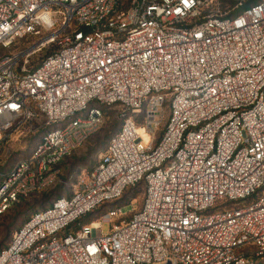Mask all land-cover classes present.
<instances>
[{
  "label": "built area",
  "instance_id": "obj_1",
  "mask_svg": "<svg viewBox=\"0 0 264 264\" xmlns=\"http://www.w3.org/2000/svg\"><path fill=\"white\" fill-rule=\"evenodd\" d=\"M229 1L0 0V148L38 136L2 175L0 217L57 183L105 107L128 112L94 169L26 220L0 264H264V0ZM142 181L131 216L117 206L75 227Z\"/></svg>",
  "mask_w": 264,
  "mask_h": 264
},
{
  "label": "trees",
  "instance_id": "obj_2",
  "mask_svg": "<svg viewBox=\"0 0 264 264\" xmlns=\"http://www.w3.org/2000/svg\"><path fill=\"white\" fill-rule=\"evenodd\" d=\"M124 8H127V6L130 3V0H121ZM230 4H233V0L229 1ZM23 41V40H22ZM55 49V46H52L47 51V54L42 57V60L39 62L38 66L41 65L42 61ZM8 51H11L9 49ZM104 124L101 127L100 131L102 132L100 136H98L97 140L95 141L96 146L101 147L108 145L111 138L119 131L122 122L124 118L128 115V112L125 111V109L122 106L119 105H112L107 106L104 108ZM166 111H169V107L166 106ZM108 119V123L105 125V120ZM105 125V127H104ZM164 127H162L160 131V135L163 132ZM99 131V132H100ZM98 132V133H99ZM18 134L27 133V135L32 136V140L36 141L38 136L30 134L27 130H23L20 132H17ZM96 135V134H95ZM94 136V135H93ZM92 136V137H93ZM91 137V138H92ZM90 138V139H91ZM89 139V140H90ZM88 140V141H89ZM105 151V149H104ZM75 152H73L69 157H67L64 162L60 165L61 173L59 180L61 182H58L55 184L54 188H48L46 190H43L41 192H35L32 193L26 197L20 198L19 202L12 207L7 213H5L3 216L0 217V251L4 248H6L13 237V234L26 222V220L35 212L44 210L46 207L49 206L50 203H52L55 199L63 196L61 195L65 190V183L69 181L68 177L75 168L72 166L71 169L68 167V160L73 156ZM99 153V151H98ZM66 161V162H65ZM12 169V168H10ZM9 170H1L2 175L6 174ZM72 170V171H71ZM6 171V172H5ZM5 172V173H4ZM64 173L66 176H64ZM2 175L0 177V181L2 179ZM142 188L143 193L145 194V183L144 181L137 184L135 187H131L127 189L122 197V199L116 203H108L101 205L88 215L82 217L78 220V222L75 224V227H78V225L83 224H90L94 221H96L98 218H100L102 215L106 214L107 212L113 210L115 207H123L125 204L123 203L124 198L131 192L136 189ZM141 190V189H139ZM66 195V194H64ZM144 199V198H143ZM45 205H47L45 207ZM41 206V208L39 207ZM34 207V209H33ZM33 210V211H31ZM29 214V215H28Z\"/></svg>",
  "mask_w": 264,
  "mask_h": 264
},
{
  "label": "rangeland",
  "instance_id": "obj_3",
  "mask_svg": "<svg viewBox=\"0 0 264 264\" xmlns=\"http://www.w3.org/2000/svg\"><path fill=\"white\" fill-rule=\"evenodd\" d=\"M22 40L17 41L10 48L11 49L10 52L24 51L30 48L31 46L37 44V42H39V39L33 37L24 38ZM49 48L51 47L43 48L41 49V51H38L35 54H33L29 58L28 63L26 65L28 69L31 70L36 68L39 62L42 60V57H44L47 54L46 50H49ZM166 115H168V113ZM107 123H108V119L105 120V125ZM101 133H102L101 131L99 133H96V135H94L89 141H87L81 148L75 151V153L70 158V160H68V167H70L71 169V167L73 166L75 170H73V172H71L72 174L69 175L68 177L69 181L65 183V190L61 195L64 194L67 195L70 193V190L74 182L73 178L77 174L90 173L98 163L99 157L104 152L105 149L104 146L98 147L95 144V141L97 140L98 136L101 135ZM34 143L35 141L32 140V136L27 135V133L24 134L13 133L11 136L4 139L0 148V177L3 174L1 173V170H9L10 168H13L15 164L19 161V159L24 157L30 151ZM64 176H66L65 173ZM59 182L61 181L59 180ZM54 186H52L51 188H54ZM139 189L131 191L124 198L123 203L128 205L121 207V212L123 214L127 216H131V212L133 210H137L141 208L143 203L144 193L142 188ZM46 206L47 205H45V207ZM39 207L41 208V206ZM110 228H111L110 224L108 223L103 224L102 226L103 233L109 234Z\"/></svg>",
  "mask_w": 264,
  "mask_h": 264
},
{
  "label": "water",
  "instance_id": "obj_4",
  "mask_svg": "<svg viewBox=\"0 0 264 264\" xmlns=\"http://www.w3.org/2000/svg\"><path fill=\"white\" fill-rule=\"evenodd\" d=\"M2 187V185H0V188Z\"/></svg>",
  "mask_w": 264,
  "mask_h": 264
}]
</instances>
